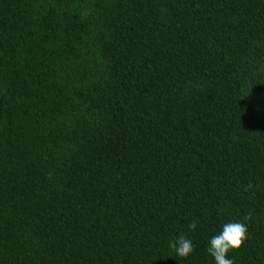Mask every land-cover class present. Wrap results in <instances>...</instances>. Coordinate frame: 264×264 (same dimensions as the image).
<instances>
[{
  "label": "trees",
  "instance_id": "16d2710c",
  "mask_svg": "<svg viewBox=\"0 0 264 264\" xmlns=\"http://www.w3.org/2000/svg\"><path fill=\"white\" fill-rule=\"evenodd\" d=\"M229 221L264 264V0H0V264H215Z\"/></svg>",
  "mask_w": 264,
  "mask_h": 264
},
{
  "label": "clouds",
  "instance_id": "9594fccd",
  "mask_svg": "<svg viewBox=\"0 0 264 264\" xmlns=\"http://www.w3.org/2000/svg\"><path fill=\"white\" fill-rule=\"evenodd\" d=\"M198 221H191L187 227L196 230ZM247 225L240 221H229L222 226V230L208 239L206 252L213 258L215 264H234L229 253L238 249L246 239ZM177 257L187 258L195 250V244L185 234H180L170 242Z\"/></svg>",
  "mask_w": 264,
  "mask_h": 264
}]
</instances>
